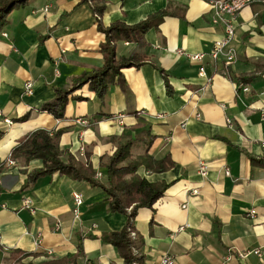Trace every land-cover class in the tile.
I'll list each match as a JSON object with an SVG mask.
<instances>
[{"label": "crops", "instance_id": "1", "mask_svg": "<svg viewBox=\"0 0 264 264\" xmlns=\"http://www.w3.org/2000/svg\"><path fill=\"white\" fill-rule=\"evenodd\" d=\"M103 2L104 27L116 21L137 24L166 8L173 15L145 34L142 48L116 44L117 59L136 53L144 61L122 71L126 93L113 84L99 99L83 87L75 95L85 101L70 99L61 120L38 110L56 90L69 89L103 65L104 37L89 5L30 0L9 15L0 33V264H48L76 253L79 243L80 264H123L101 235L120 231L126 218L107 212L100 189L58 174L24 186L28 173L42 169L41 161L7 166L20 139L38 129L62 131L59 148L82 163L87 157L96 174L100 158L116 150L113 138L134 139L141 132L151 143L149 157L173 162L163 173L144 167L137 172L152 183H173L134 221L144 264H161L164 257L173 264H264V167L250 163V158H264V5L255 3L239 13L233 43L237 61L224 67L209 58L222 28L211 25L206 0ZM195 54H203V61L188 59ZM201 66L208 83L198 75ZM28 81L33 82L31 96L24 94ZM239 82L247 93L237 89ZM25 114L26 121L16 122ZM85 120L88 125L78 123ZM143 150L138 144L132 159ZM200 162L208 166L205 177L198 173ZM72 192L84 198L79 221L73 218ZM256 250L259 255L239 257ZM16 251L30 256L22 258Z\"/></svg>", "mask_w": 264, "mask_h": 264}, {"label": "trees", "instance_id": "2", "mask_svg": "<svg viewBox=\"0 0 264 264\" xmlns=\"http://www.w3.org/2000/svg\"><path fill=\"white\" fill-rule=\"evenodd\" d=\"M29 1L0 0V33L6 26L9 15L14 10L26 6ZM80 1L89 5L97 21V30L104 37V42L100 48L103 65L101 68L81 76L69 89L56 90L55 97L39 108V113H46L56 120L64 118L65 109L70 99L79 102L85 101L82 96L75 95L83 87H86L88 92L94 93L99 99L104 97L107 87L113 84L119 85L126 93L122 71L129 68H139L144 61L142 56L136 53L131 54L128 58L117 59L116 44L123 41L142 48L145 43V34L164 17L173 15L169 8H166L137 24L127 25L121 21H116L108 27H104L101 22L106 9L103 0ZM159 72L165 81L167 95H171V87L167 82L165 73L162 70H159ZM28 118L29 114H25L16 122H24ZM135 127L139 128L138 125ZM61 134L62 131L49 133L38 129L21 138L17 146L12 149L9 159L15 160L22 166L26 167L34 160L41 161L43 165L42 169L27 174L24 186L41 177L58 174L74 182H85L93 188L100 189L106 197L107 212L123 215L126 218L120 231L103 233L101 241L116 248L123 264H144L143 257L139 253L143 242L135 231L134 221L139 210L152 208L173 183L167 184L163 181L152 183L140 177L137 172L139 168L144 167L149 173H163L173 167V162L168 157L160 161L149 157L147 151L151 143L144 139L145 134L143 132L137 134L134 139L123 136L116 137L112 139L113 142H116L114 153L110 156H102L99 160L100 173L104 176V179L97 180L95 178L96 172L87 157L86 162L82 163L70 153L59 148ZM3 136V132H0V140ZM140 143L144 147L143 154L136 159H132V151ZM250 163L252 166L264 167V158H250ZM132 231L136 232L134 240L130 236ZM1 251L2 247L0 246V259ZM13 254L20 255L22 258L30 256V254L21 251L13 252ZM83 256V249L79 243L76 253L68 254L64 258L48 264H80L78 260ZM14 260L19 263L21 258Z\"/></svg>", "mask_w": 264, "mask_h": 264}, {"label": "built area", "instance_id": "3", "mask_svg": "<svg viewBox=\"0 0 264 264\" xmlns=\"http://www.w3.org/2000/svg\"><path fill=\"white\" fill-rule=\"evenodd\" d=\"M207 4L210 8V13L212 15L211 17V25L213 27H221L222 28V35L221 37L214 41L212 44L211 51L209 53V58L213 63H220L224 67H229L233 65L237 61V52L234 48L233 43L236 39V23L237 18L239 16V13L241 10H243L245 7L252 5V4H262L264 5V0H206ZM46 11V9H45ZM4 37H6L5 34H3ZM188 59L192 62H202L204 59L203 54H195V55H188ZM198 75L202 78H205L207 83L210 81L209 78H207L204 68L201 66L199 68ZM237 89H240L243 93H247L249 91L248 87L245 86L243 83L239 82L237 84ZM24 94L27 96H31L33 94V82L28 81L24 84ZM262 95H264V91L262 92ZM119 118V116H118ZM121 118V117H120ZM7 126H11L12 122L10 120H5L4 122ZM78 123L82 125H88V121H78ZM227 125L231 126L232 122L231 120H226ZM7 166L13 167L17 164L15 160L8 159L7 160ZM208 171V166L200 162L198 164V173L205 177ZM225 175L229 176V172L227 169H225ZM95 178L97 180H101L102 175L100 173H97L95 175ZM193 195L197 194V191L192 192ZM72 202L74 205V208L72 210L73 218L75 221H79L80 219V207L84 203V198L80 193L72 192L71 193ZM25 206L29 207L31 202L29 200H26ZM254 212H251V215H253ZM59 227V223L56 225V228ZM130 236L132 240L136 238V232H131ZM1 237V233H0ZM136 253V252H135ZM250 254L259 255V251H253V252H243L239 254L240 258H245ZM161 264H173V261L169 257L162 258Z\"/></svg>", "mask_w": 264, "mask_h": 264}, {"label": "rangeland", "instance_id": "4", "mask_svg": "<svg viewBox=\"0 0 264 264\" xmlns=\"http://www.w3.org/2000/svg\"><path fill=\"white\" fill-rule=\"evenodd\" d=\"M133 159H136V158H133Z\"/></svg>", "mask_w": 264, "mask_h": 264}]
</instances>
